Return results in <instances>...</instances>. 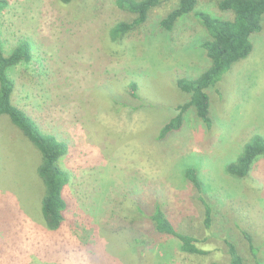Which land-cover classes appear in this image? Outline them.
Wrapping results in <instances>:
<instances>
[{
    "label": "rangeland",
    "instance_id": "1",
    "mask_svg": "<svg viewBox=\"0 0 264 264\" xmlns=\"http://www.w3.org/2000/svg\"><path fill=\"white\" fill-rule=\"evenodd\" d=\"M6 1L4 49L21 39L32 45L31 62L10 74L13 103L67 144L59 164L70 182L64 221L49 230L40 213L39 154L0 119V264H226L224 239L248 264H264V157L245 178L225 170L252 136L264 138V19L250 55L210 94L212 129L188 113L179 133L157 142L179 103L175 80L207 66L193 45L204 30L192 17L169 40L151 35L149 26L175 1L155 8L120 44L109 42L108 30L133 17L116 0ZM197 10L227 17L215 0H200ZM186 167L196 169L200 191ZM201 199L212 208L209 231ZM156 204L177 230L207 239L208 254L189 255L172 237L148 235L136 206L149 212Z\"/></svg>",
    "mask_w": 264,
    "mask_h": 264
},
{
    "label": "trees",
    "instance_id": "2",
    "mask_svg": "<svg viewBox=\"0 0 264 264\" xmlns=\"http://www.w3.org/2000/svg\"><path fill=\"white\" fill-rule=\"evenodd\" d=\"M61 1L69 4L74 0ZM169 1H175V6L149 26L151 35L169 40L176 25L186 17H192L204 30V35L196 39L193 45L196 44L195 49L207 60V66L194 77H181L175 80L174 86L179 103L171 108L175 114L160 128L157 142H164L179 133L188 113H192L205 129H212L210 94L218 93L219 83L233 65L250 55L253 49L251 37L261 30L264 19V0H215L218 11L227 17H217L205 11H198L200 0H116L117 8L133 18L114 24L107 33L109 42L120 44L148 23L149 15L155 8ZM7 7L8 2L0 0V17ZM31 60V42L21 39L10 51H6L0 29V119H7L37 150L39 164L36 174L43 189L40 213L46 227L56 231L64 221L66 202L63 193L70 182L69 173L59 164L60 159L68 153V146L54 135L44 133L35 118L13 103L15 83L10 74L16 67L28 64ZM129 87L132 99L139 101L135 93L137 85L131 83ZM260 157H264V138L254 135L242 146L238 157L226 165L225 170L232 177L245 178ZM185 177L197 191L202 189L195 168L186 167ZM201 203L204 207L205 227L209 231L213 220L212 208L204 199H201ZM136 214L145 218L148 235L172 237L178 241L179 249L189 255L208 254L202 248L207 239L200 240L177 230L160 205L156 204L149 212L138 205ZM246 238L250 250L253 251L252 239ZM224 242L229 255L226 264H248L231 241L224 239Z\"/></svg>",
    "mask_w": 264,
    "mask_h": 264
}]
</instances>
